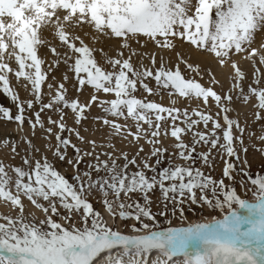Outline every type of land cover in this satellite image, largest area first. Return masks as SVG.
Instances as JSON below:
<instances>
[{"label":"snow or ice","instance_id":"snow-or-ice-1","mask_svg":"<svg viewBox=\"0 0 264 264\" xmlns=\"http://www.w3.org/2000/svg\"><path fill=\"white\" fill-rule=\"evenodd\" d=\"M84 26L121 41L115 58L105 54L112 70L101 66L95 50L75 34ZM45 33L66 49L63 55L51 46ZM176 40L211 55L220 67L231 68L227 91L215 90L220 81L211 70L205 86L194 77L186 78L179 64L172 68L161 58L156 67L154 52L132 48L134 42L140 48L151 43L156 49L174 50ZM42 47L50 48L56 67L61 62L69 65L78 92L91 87L93 94L87 103L69 98L64 82L47 83L45 93L53 65L45 69ZM145 57L151 67L144 65ZM237 57L254 65L247 89L246 73ZM182 62L204 78L199 66ZM262 69L264 0H0V92L17 108L13 115L11 108L0 105V120L15 122L18 131L27 121L33 136L37 129L44 130L56 161L66 162L74 170L72 182L46 155L36 159L33 153L40 150L31 139L24 141L28 148L21 157L22 166L0 159V202L16 213H0V264H264V174L251 173L247 160L241 159L240 152L248 151L243 146L246 125L231 116L233 104L247 105L255 99V119L264 120ZM13 76L26 89L30 86L32 99H20L12 86ZM63 80H68L66 74ZM148 81H154L155 88ZM140 89L149 96L167 93L172 106L138 97ZM179 98L195 100L197 107H177ZM93 104L103 113L93 122L109 130L102 143L87 140L79 127L88 120ZM213 104L215 113L209 110ZM37 105L39 110H35ZM45 110L59 114V119L48 117V124L58 132L45 127L41 116ZM65 110L71 111L78 127L67 125ZM28 111L33 115H26ZM189 133L191 144L183 139ZM53 135L54 145L50 142ZM73 135L88 143L91 151L73 143ZM168 136L175 141L171 151L162 139ZM117 139L136 147V153L130 157L119 150L116 155ZM258 139L264 141V134ZM142 140L150 146L147 152ZM0 143L11 144L13 158L20 155L18 142L13 143L12 138ZM200 145L208 150L197 152ZM69 148L75 153L72 158ZM97 148L112 151L97 152ZM259 150L264 152V148ZM214 151L224 161L219 179L196 166L199 160L211 169ZM85 157L94 162L82 172ZM236 183L245 190L244 195L237 191ZM156 190L163 206L158 213L152 210L150 195ZM248 192L252 200L246 198ZM96 194L112 224L89 199ZM25 199L44 218L26 213ZM197 205L220 215L172 226L170 217L178 214L186 219L188 208ZM158 217L166 219L168 227L161 228ZM117 221L123 222L124 231Z\"/></svg>","mask_w":264,"mask_h":264},{"label":"rangeland","instance_id":"rangeland-1","mask_svg":"<svg viewBox=\"0 0 264 264\" xmlns=\"http://www.w3.org/2000/svg\"><path fill=\"white\" fill-rule=\"evenodd\" d=\"M114 39H115L116 43H119L121 45V41L119 39H117V38H114ZM260 40H261V37L258 36L257 37V43H259ZM111 41H110V43H103L104 45H101L100 47H93L92 48V49L95 50L94 51L95 59L98 61V63L101 66H103L105 69H107L109 71L112 70V68L106 62L105 54H107L108 57L115 58L117 52L121 50V48L118 47V45H117V47L115 46L114 40H111ZM175 43H176V48L174 49V51L173 50H169V49H161V50L160 49H156L155 46L153 44H151V43H149L146 48H140L139 45H137L136 43L133 42L132 43V48L136 49L139 52L141 50V52H143V53H150V52L153 53L154 52L157 55L156 56V60H157L156 61L157 62L156 63V67H159L160 62H161V58H164V60H166L167 62L169 61L168 62L169 63L168 66L169 67L175 68V66L177 64H179L181 66V67L180 66L179 67H180L182 73L186 76V78L194 77L197 80H199L202 84H204L205 86H208L209 77L207 76L208 74H206L208 72V70H206V68H204L202 66L200 67L199 64L196 65V63L192 62L189 59L190 56L188 54L189 53L188 49L192 50L194 47L191 46L189 43L181 41V40H176ZM105 44H107V45H105ZM77 45L79 46V42H77ZM51 46L56 47L57 51L60 52L62 55H63V53L66 52V49L60 44L59 41L56 44L51 45ZM100 48L103 50V52L100 51L101 50ZM193 50L195 51V48ZM124 51H125V55L127 56L128 55L127 50H124ZM158 51H160V52L161 51L162 52L163 51L164 52H167V51L170 52L171 51V54L173 52V55L174 54H176V55H175V58H173L172 60H171V58H169V56H167L166 57L167 59H166L165 58L166 55H162V53L161 54L157 53ZM196 51H199V50H196ZM200 52L204 53L202 51H200ZM40 55H41V57L43 59L46 58L45 59V66H44L46 70H47L48 65H50V64L53 65V70L49 73V77H48V80L46 81V84L47 83L58 84V83L64 82L65 83V87L68 90L67 94H68L69 98H71V99L79 98V100L82 103H87L90 100L89 96L93 94V91H92L91 87L90 86H86L83 89V91H79L78 92L77 88H76V81L74 79V74L69 70V65L68 64H65V63L61 62L59 64V66L56 67L53 64V61L55 60V57H54L53 53L50 51L49 47L41 48L40 49ZM173 55H171V56H173ZM48 57H49V59H48ZM237 58H238V60L241 59V62L239 61V63H240V66L242 67L243 71L248 68L247 72L245 71L247 78H246V80L244 82L245 89H247L248 84L252 83V81H253L254 65L252 63L249 64L250 61L244 60V59H242L240 57H237ZM182 60L183 61H187L188 64H192L194 66H198L199 65V68L201 70H203V72H204V78L201 80L200 76H198L194 72L189 71L187 69V67H186V64L184 62H182ZM242 60H244V61H242ZM133 62L135 64H138L136 57H133ZM70 63H72V61H69V64ZM143 63H144L145 66L151 67V61L147 57H145V59L143 60ZM262 70H264V69H262ZM64 74H66L68 76V80L67 81L63 80ZM53 77L55 78L54 80H53ZM11 82H12V86L18 92V95H19L21 100L27 101L28 99H32V96L30 94V90H28V93L27 92L23 93V92H20V90L18 89V87L21 88L20 85L22 84V82H19V81L15 80L14 76L11 77ZM148 82L150 83V86L155 88V82L154 81H148ZM220 83H222V82H220ZM46 84H45V87H44L45 93H47V91H48ZM220 85H218V86L216 85L217 86V90H219V91L221 90L222 91V89L224 87L229 88V85L231 86V81H230V83L228 82V84L226 86L224 84V87H223V84H220ZM221 87H223V88H221ZM89 88H90V91H89ZM29 89H30V86H29ZM85 91L89 92L88 93L89 96H88V98L86 100L84 98H82L81 96L78 97V95L83 94ZM219 91H217V92H219ZM223 91H226V89L223 90ZM20 94H21V96H20ZM136 95L138 97H141V98H145L146 97L148 100H155L156 102L162 103L165 106H172L169 96L167 95V93H164V92H162L160 96H149L142 89H140L136 93ZM101 98H102V96H101ZM111 98H113V97L108 96V99H111ZM173 98H175V97H173ZM82 99H83V101H82ZM102 99H107V97L104 96V98H102ZM44 100H45V103L48 102L47 95H45ZM163 100H166V101L168 100V101H167V103H165ZM251 102L253 104H251ZM251 102H250V104L253 105V106H251L250 104L249 105L247 104V106L249 108L245 104H241L242 106H241L240 111L242 112L244 110L242 112V114H241L240 111L237 112V117L241 121V125L242 126L246 125V131H245V134H244V145L243 146L247 147V149H248L247 153H244L243 151H241L240 152V156H241V159H246L247 160L248 165L250 166L249 170H250L251 173H253V174H256V173L264 174V152L259 150V149L264 148V141H261V140L258 139V137L260 135L264 134V120L257 121L255 119V112L257 111V109L254 108V104L256 103V101H255V99H253ZM166 104H168V105H166ZM0 105H3V106L11 108L13 115H15L17 113L16 105L10 100L9 97L4 95L2 92H0ZM176 106L180 107L182 109L185 108V107L194 108V107H197V101L196 102H195V100L187 101V100H184L183 98H179V99H177ZM201 106H203V105H200V107ZM238 106H240V102L239 103L236 102L235 104L232 105V107L234 109H236ZM242 107H244V108H242ZM35 110H39V106L38 105H37ZM65 111L67 113V115L65 117V121H66L67 125L69 127H78L74 123V116L71 113V111L70 110H65ZM210 111L215 113L216 108H215L214 104L212 105ZM102 114L103 113H102L101 109L97 105L93 104L92 107H91L90 112L87 113L88 120L86 122H84L82 126H79L81 134L84 135L87 140H96L97 143H102V142L106 141L107 138L105 136V133H107L109 130L107 128H100L101 126L98 123H94L93 122V118L94 117L102 115ZM261 114L264 115V113H261ZM26 115H30L31 116V115H33V113H32V111H28V112H26ZM231 115H232L233 118H237L234 115V112L231 113ZM41 116H42V119L45 122V127H53L52 125L48 124V117L49 116H51L53 119H59V114L57 112H55L54 110H45V112L41 113ZM85 129H87V131H85ZM200 130H203V126L202 125L200 126ZM58 131H59L58 128L53 127V132L54 133L58 132ZM250 133H255V135H251L250 136L249 135ZM237 135H239V133H237ZM64 136L67 137L68 133L65 132ZM5 138H12L13 143H17L18 142L17 150L20 153V155H17V156H15L13 158V155H12V152H11V144L9 146H3L2 143H0V159H2L6 164H11V165H15V166H22L21 157L25 154V149L28 148V145L24 141H26L28 139H31L33 144L36 146V148H38L40 150L39 152H34L33 153L35 158L36 159H40L42 155H46L50 161L55 163L57 169L59 171H61V173L66 176V178H68L70 181H72V177L74 175V170H73L72 166L68 165L66 162H58V161H56L55 157L53 156L52 151L48 150L47 145H48L49 141L46 138V133L44 132V130L37 129V131L35 133V136H33L32 135V130H31V128H30V126H29L27 121L25 122V124L23 126V130L22 131H18L17 130V125H16L15 122H9V121H6V120H0V142H2L3 139H5ZM21 138H23V139H21ZM71 138H72V142L75 143L82 150L91 151V146L88 143H81L79 140L76 139V137L74 135ZM162 139H163L164 145L165 146H169L170 151H171V147L170 146L175 143L174 139L171 138L170 136L163 137ZM183 139L188 144L192 143V137H191L190 133L188 135H185L183 137ZM118 140L119 139L114 141L116 149L118 150L116 152V155H119V150L127 152L130 157L136 153L137 148H134V146L130 145L128 142L126 143L127 147L123 148V146L119 144V143H121L120 140L119 141ZM50 142L53 145L56 143L54 135H53V137H52ZM140 143L144 144L145 150L147 152L149 150L150 146L145 144V142L143 140ZM119 145H120V148H118ZM238 147H239V145H238ZM207 150H208V147L205 146V145H200V146L197 147V152H202V151H207ZM96 151L97 152L112 151V149H110V148H97ZM74 155H75V153L73 152V150L71 148H69L68 149V157L72 158V157H74ZM102 159H106V157H102ZM233 159L235 160V158H233ZM212 161H213V163H212V168L211 169L206 167V166H203L199 160L197 161L196 166L197 167H202L203 171H205L206 174L210 172L211 175L214 178L219 179L222 176V170H223V167H224V161L222 159H220V157L218 155L215 154V151L213 152ZM93 162H94L93 158L85 157L84 161L80 164V170L82 172L85 171L86 170V165L89 164V163H93ZM119 162L121 164H123V160L122 159ZM153 162H154V160H153ZM176 162L182 163V161H179V160H177ZM235 162L237 164H239L238 161H235ZM162 166H166V165H162ZM239 179H240V177L237 176V181H239ZM72 182H74V181H72ZM225 182L229 183V181H227V180ZM235 186L237 188V191L240 192L242 195H244V191L245 190L243 188H241L240 184L236 183ZM150 195H151L152 200H153L152 210L154 212L158 213L161 210V208L163 207L160 204V193H159L158 190H156L154 193H152ZM246 198L249 199V200L253 199V196H252L251 192L247 193ZM89 199L93 203L94 208L101 212V214L105 217V219L108 220L109 224H112L113 221L111 220V217L109 216V214L107 213L106 209L104 208V206L100 202V200H101L100 196L98 194H96V195L90 196ZM0 204H1L0 205V213L8 214V213L11 212V214H13V215L16 214L15 210L12 209L10 205H7V204H5L3 202H0ZM24 204L26 205V213H34L36 217H38L40 219L44 218V214L41 211L36 210L34 208V206H32L30 204V202L27 201V199L24 200ZM192 208H196L197 210L193 211ZM192 208H188L187 212L185 213L186 219H180L178 217V214H177V217H170L173 220V225L172 226H177L179 224L180 225H184V224H188L190 222H205V221L211 220V218H213L214 216H219L220 215V213L218 211H213V210H210V209L200 210L198 205L197 206H192ZM63 211L64 210L61 209L62 213H63ZM76 220H77V223H79V217H77ZM158 221H159V224H160L161 228L168 227L167 220L164 219L163 217H158ZM117 223L119 224V226L122 227L121 230L124 231L125 229H124L123 222L117 221Z\"/></svg>","mask_w":264,"mask_h":264},{"label":"bare ground","instance_id":"bare-ground-1","mask_svg":"<svg viewBox=\"0 0 264 264\" xmlns=\"http://www.w3.org/2000/svg\"><path fill=\"white\" fill-rule=\"evenodd\" d=\"M75 34L76 35H79L83 40H84V42L90 47V48H93V47H100L101 45H104L103 43H110V41L111 40H114V42H115V46L117 47V45H118V47H120L119 45V43H116V41H115V39L114 38H111V37H105V36H103V35H101V34H98V33H96L92 28H90V27H88V26H84L82 29H80V28H78V29H76L75 30ZM45 36L48 38V40L50 41V43H51V45H54V44H56L57 42H58V40L57 39H54L49 33H45ZM93 37H95L96 39L94 40L93 39ZM112 42V41H111ZM177 43V42H176ZM180 43V42H179ZM105 45H107V44H105ZM182 45V44H181ZM180 45V46H181ZM185 46V45H184ZM103 47V46H102ZM43 48V47H42ZM152 48V47H151ZM150 48V49H151ZM181 48V47H180ZM189 48V47H188ZM101 49V48H100ZM194 49V48H193ZM191 50V49H188L189 50V56H190V60L192 61V62H194V63H196V65L197 64H199L200 65V67L202 66V67H204V68H206V70H211V72L212 73H214L215 74V77H216V79L217 80H219L220 82H222V83H220V84H223V87H224V84H225V86L228 84V82L230 83V81H231V79H230V77H231V74H232V69L231 68H228V67H224V68H222V67H220L217 63H216V61L214 60V58L211 56V55H209V54H207V53H201L200 51H196L197 49H195V51L194 50ZM65 50V49H64ZM161 50V49H160ZM187 50V51H188ZM153 51V50H152ZM157 51V50H156ZM174 51V50H173ZM183 51V50H182ZM46 52V51H45ZM100 52V51H99ZM140 52H141V50H140ZM168 52V53H167ZM167 52H160V51H158L157 53H162V55H166L165 56V58L167 57V56H169V58H171V60L173 59V58H175V55L176 54H174L173 55V52H172V54H171V51L169 52V51H167ZM150 53H152V52H150ZM50 54V53H49ZM99 54V53H98ZM102 54V53H101ZM105 54V53H104ZM103 54V55H104ZM173 55V56H171V55ZM46 55V54H45ZM178 55V54H177ZM157 56V55H156ZM51 57V56H50ZM53 57V56H52ZM162 57V56H161ZM177 57V56H176ZM179 58V57H178ZM186 58V57H185ZM46 59V58H45ZM48 59H49V57H48ZM164 59V58H163ZM167 59V58H166ZM238 59V58H237ZM51 60V59H50ZM178 60V59H177ZM157 61V60H156ZM190 61V62H191ZM240 62H241V59L239 60ZM242 61H244V60H242ZM136 62V61H135ZM169 62V61H168ZM175 62V61H174ZM177 62V61H176ZM157 63V62H156ZM159 63V62H158ZM135 64V63H134ZM169 64V63H168ZM171 64V63H170ZM249 64H251V62H249ZM248 64V65H249ZM172 65V64H171ZM198 65V66H199ZM62 66V65H61ZM67 66V65H66ZM180 66V65H179ZM181 67V66H180ZM247 67V66H246ZM241 69H242V67H241ZM245 69V68H244ZM248 69V68H247ZM247 69L246 70H244V71H246L247 72ZM62 70V69H61ZM207 74V73H206ZM252 74V73H251ZM63 75V74H62ZM65 75V74H64ZM208 76V75H207ZM15 80H16V78H15ZM61 81V80H60ZM18 83V82H17ZM207 84V83H206ZM219 84V85H220ZM47 85V84H46ZM21 86V88H19L18 87V89L20 90V92H23V93H25V92H27L28 93V90H30L29 88H25L24 86H23V82H22V84L20 85ZM218 86V85H217ZM217 86H215V90H217ZM221 86V85H220ZM223 87H221V88H223ZM229 87H230V85H229ZM219 88V87H218ZM225 89H226V91H227V89L228 88H226V87H224ZM223 88V90H225ZM89 91H90V88H89ZM93 91V90H92ZM217 91H219V90H217ZM70 92V91H69ZM73 92V91H72ZM77 92V91H76ZM219 92H221V90L219 91ZM74 93V92H73ZM89 92H87V91H85L83 94H81V95H78V97L79 96H81L82 98H84L85 100L88 98V96H89V94H88ZM20 96H21V94H20ZM91 96V95H90ZM89 96V97H90ZM80 97V98H81ZM111 97V96H110ZM102 98H104V96H102ZM101 98V99H102ZM166 98V97H165ZM107 99H108V97H107ZM84 100V101H85ZM159 100V99H158ZM82 101H83V99H82ZM165 103H167V101L166 100H163ZM163 102V103H164ZM196 102V101H195ZM198 103V102H197ZM239 103V102H238ZM241 104H243V103H241L240 102V106H238L236 109H235V111H234V115L237 117V112L238 111H240V109H241ZM250 104V103H249ZM248 104V105H249ZM251 104H253L252 102H251ZM250 104V105H251ZM166 105H168V104H166ZM179 105V104H178ZM177 105V106H178ZM237 105V104H236ZM247 106V105H246ZM251 106H253V105H251ZM201 107H203V106H201ZM248 107V106H247ZM242 108H244V107H242ZM249 108V107H248ZM210 110H211V108H210ZM215 110V109H214ZM243 110V109H242ZM244 111V110H243ZM242 111V112H243ZM241 112V111H240ZM242 112H241V114H242ZM232 116V115H231ZM99 127V126H98ZM92 128V127H91ZM101 128V127H100ZM107 131V130H106ZM95 133V132H94ZM107 138V137H106ZM119 141V140H118ZM173 141V140H172ZM121 143H119L120 145H122L123 146V148H125V147H127L126 145V143H127V141H120ZM174 142V141H173ZM172 143V142H171ZM170 144V143H169ZM173 144V143H172ZM120 145H119V147L118 148H120ZM129 146V145H128ZM122 148V147H121ZM122 148V149H123ZM134 148H136V147H134ZM1 205V204H0ZM212 219V218H211ZM190 223H196V222H190ZM187 224H184V225H177V227L178 226H186ZM120 229H122V227L120 226ZM154 256H155V253L153 254V257L152 258H154ZM150 260H151V258H149Z\"/></svg>","mask_w":264,"mask_h":264}]
</instances>
